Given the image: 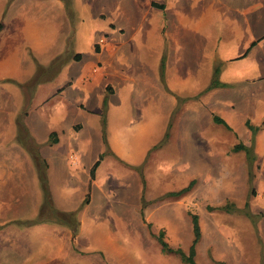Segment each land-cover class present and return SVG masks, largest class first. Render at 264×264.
I'll list each match as a JSON object with an SVG mask.
<instances>
[{
  "label": "rangeland",
  "instance_id": "374dc122",
  "mask_svg": "<svg viewBox=\"0 0 264 264\" xmlns=\"http://www.w3.org/2000/svg\"><path fill=\"white\" fill-rule=\"evenodd\" d=\"M227 17L222 22L225 27L220 31L221 38H206L204 33L208 34V30L203 28L197 31V39L203 35L206 47H196L197 61L179 64L192 67L186 70L191 79L183 90L184 97L172 95L168 80L157 76L163 56L171 58V48L152 41L142 46L137 32L122 47L125 50L118 53L117 61L129 67V73L136 71L138 78L117 86V94L105 95L102 102L98 89L103 87V81L97 83L92 95L96 110L85 115L79 111L83 113V118H79L83 129L78 133L70 128L65 131L63 139L67 142L75 136L93 135L84 163L91 156L97 160L103 154L87 203V190L81 196L71 197L69 205L61 209L57 206L61 203L53 198V210L68 213L65 227L74 239L70 247L76 258L74 264H187L174 253L162 252L155 235L163 230L171 247L187 252L193 237L190 213L198 215L201 230L196 264H264V43L258 47L260 53L248 58H223L236 54L243 43L236 21ZM260 19L264 27V16ZM92 32H83L81 39L69 43V52L81 54L80 62L69 59L60 73H49L44 80L43 74H38L31 80L36 89L29 106L50 97L66 78L71 77V86H75L80 72L96 60L89 44ZM96 33L95 41L105 38L106 32ZM214 44L222 52H217ZM217 57L221 60L215 62ZM165 65H170V61ZM213 80L218 86L210 87ZM3 85L0 83V87ZM25 86L28 85L19 87L27 90ZM20 88L17 89L23 94ZM141 88H146V92ZM21 94H16L20 103ZM222 109L230 115L226 119L230 129L212 120L213 115L224 118ZM247 121L256 128L255 133L248 128ZM107 127L114 145L123 144L121 152L125 159L111 153ZM94 128L97 133L99 130L100 138L94 135ZM62 136L61 144L71 149ZM238 143L248 146L250 155L235 150ZM58 152L61 158L66 153L62 149ZM71 152L74 154V149ZM2 166L0 184L13 183V173ZM70 172L71 169L63 178L77 180L70 178ZM47 177L53 188L58 185L54 182H65L57 180L50 170ZM192 180L193 186L183 195H166ZM109 237L117 248L105 243ZM33 241L30 259L36 262L41 247L38 239Z\"/></svg>",
  "mask_w": 264,
  "mask_h": 264
},
{
  "label": "crops",
  "instance_id": "0c3cea01",
  "mask_svg": "<svg viewBox=\"0 0 264 264\" xmlns=\"http://www.w3.org/2000/svg\"><path fill=\"white\" fill-rule=\"evenodd\" d=\"M0 3V83L4 84L0 87V165L4 164L2 167L14 176L13 183L0 184V264H67L68 261L74 264L76 258L70 251L74 239L65 227L68 213L53 210V198L61 203L57 205L61 209L69 205L71 197L85 194L89 183L94 184L89 173L96 159L90 155L84 163L93 135L75 136L71 142L63 138L68 128L74 133L82 130L79 118L96 110L92 95L97 83L103 81V87L98 89L102 102L105 95L117 94V86L138 78L136 71L129 73V67L118 63V53L125 50L122 47L137 32L142 46L152 41L170 47L171 58L163 56L157 76L160 74L168 80L172 95L181 96L186 94L183 90L191 79L190 71L186 70L192 67L179 64L197 61L196 47H206L203 35L197 39L201 28L208 30V34L204 33L206 38H221L220 31L225 27L222 22L229 16L243 34V43L236 54L222 57L233 60L260 53L258 47L264 43L260 19L264 16V0H0ZM82 24L85 27L79 29ZM97 30L106 32L105 38L95 41ZM83 32H92L89 44L96 60L80 72L75 86H71V77L66 78L50 97L29 106L36 89L30 83L34 77L43 74L44 80L49 73H60L69 59L82 60L80 53L69 52L68 48L69 43L83 37ZM214 45L218 52L219 46ZM169 61L170 65H165ZM22 84L28 85L27 90L19 87ZM145 89L141 88L143 92ZM18 93L22 95V103ZM51 97L56 98L50 102ZM221 111L225 120L230 118L228 111ZM109 131L107 127L111 153L125 159L121 152L123 144L118 142L115 146ZM94 132L101 137L99 130L97 133L94 128ZM61 136L71 149L61 144ZM60 149L66 152L62 158ZM72 149L77 153L73 154ZM69 169L70 178L77 180L63 178ZM49 170L57 180L65 182H54L58 185L53 188L47 177ZM33 239H38L41 247L36 262L30 259L35 247ZM105 243L117 248L112 237Z\"/></svg>",
  "mask_w": 264,
  "mask_h": 264
},
{
  "label": "trees",
  "instance_id": "16d2710c",
  "mask_svg": "<svg viewBox=\"0 0 264 264\" xmlns=\"http://www.w3.org/2000/svg\"><path fill=\"white\" fill-rule=\"evenodd\" d=\"M217 74V73H216ZM215 74V75H216ZM218 86L214 80L212 81L210 87H216ZM107 90L110 89L109 86L106 87ZM212 120L217 123V124H221L225 127H227L228 129H230V126L228 125V123L220 116L218 115H213L212 116ZM246 125L248 126L249 129L254 130L253 133H255L256 131V128L251 126L249 124V122L247 121L246 122ZM105 135V132L103 133ZM234 149L235 150H244L247 152V154L250 155V152H251V149L242 144V143H238L234 146ZM103 157V154H99L97 160L92 164L91 168H90V179H94V176H95V171L98 167V165L100 164V161ZM194 184V181H190L189 184L179 190H176V191H170V192H167L166 195L167 196H170V197H178V196H181L183 195L184 193H186L187 191H189L191 189V187L193 186ZM90 183L88 185V188H87V192H86V195H85V203H87L89 201V195H90ZM221 209H223L224 207H219ZM209 209H211V207H209ZM225 209V208H224ZM190 218H191V225H192V233H193V237H192V240H191V243L188 247V251L185 252L181 247H171L168 242L165 240V237H164V231L163 230H160L156 235H155V238L157 240V242L159 243L160 247H161V251L162 252H167V253H174L176 255L179 256L180 260L184 263H187V264H196L195 262V254H196V244L198 243L200 237H201V230H200V226H199V221H198V215L195 214V213H190ZM148 227H150V224L148 223L147 224ZM152 234V233H151ZM154 235V234H152Z\"/></svg>",
  "mask_w": 264,
  "mask_h": 264
}]
</instances>
